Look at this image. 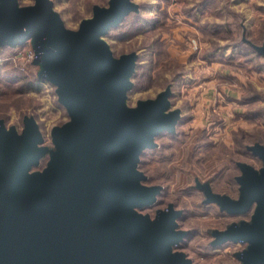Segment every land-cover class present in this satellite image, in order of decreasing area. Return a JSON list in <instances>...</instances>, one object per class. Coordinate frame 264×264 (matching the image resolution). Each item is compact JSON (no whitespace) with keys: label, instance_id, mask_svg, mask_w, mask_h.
<instances>
[{"label":"water","instance_id":"obj_1","mask_svg":"<svg viewBox=\"0 0 264 264\" xmlns=\"http://www.w3.org/2000/svg\"><path fill=\"white\" fill-rule=\"evenodd\" d=\"M99 7L96 19L72 34L47 0L29 10H18L16 0H0V46L21 45L36 34V62L50 66L46 75L60 85L61 101L73 115L53 134L49 167L33 175L29 170L49 153L37 148L42 138L36 125L27 119L17 136L0 122V264H190L171 251L188 236L174 231L181 214L170 206L150 222L133 209L150 205L160 192L140 186L138 156L154 147V136L173 132L177 116L164 115L165 96L126 109L134 53L117 62L99 37L136 9L128 0H112L111 11ZM255 150L264 159V148ZM243 170L239 199L206 194L231 215L245 214L256 203L252 222L214 230L212 246L247 242L246 251L235 253L241 264H264V171Z\"/></svg>","mask_w":264,"mask_h":264},{"label":"clouds","instance_id":"obj_2","mask_svg":"<svg viewBox=\"0 0 264 264\" xmlns=\"http://www.w3.org/2000/svg\"><path fill=\"white\" fill-rule=\"evenodd\" d=\"M37 2L16 0V5L18 10H29L36 8ZM47 3L66 32L79 34L84 22L96 19L93 5L100 0H47ZM128 3L136 10L99 37L117 62L134 53L125 107L136 111L141 104L157 103L165 96L168 107L164 115L177 116L173 133L165 131L154 136V147L142 149L135 167L144 177L139 181L142 188L160 189L152 206L134 209L139 216L155 222L159 213H169L170 206L182 216L202 208L206 197L199 188L186 193L179 187L185 176L208 179L210 170H231L239 165L250 167L257 174L264 171V159L253 151L256 144L264 148V55L258 51L264 50V0H128ZM205 4L208 6L204 7ZM111 7L112 0H103L99 9L111 11ZM161 22L163 27L151 30L153 24ZM26 45L30 50L21 52ZM24 46L0 47V121L6 120L2 125L6 132L14 128L16 135L22 136L26 130L25 116L37 120L51 133V138L37 148L55 151L53 129H62L72 122L67 108L60 103L58 86L37 76L43 99L40 105H34L31 101L38 97L35 90L17 96V86L9 87L3 79L13 69L25 75L36 69L40 72V66L34 64L38 57L33 40L27 39ZM158 51L163 53L162 59L156 56ZM229 58L234 60L231 65L227 63ZM226 75L232 79L224 81ZM229 95L234 97L231 102ZM252 98L254 103H244ZM254 112L260 116L249 118ZM217 121L222 122V127L217 126ZM209 143L215 147L209 149ZM51 159L50 154H45L29 175L43 174ZM239 175L241 178L243 172ZM251 222L252 218L246 223ZM174 223L177 234H186L192 227L179 218ZM196 227L199 235L192 245L184 246V236L172 245L171 251L174 255L182 254L190 264H208L205 257L215 250L211 245L216 237L211 234L208 217ZM226 231L227 226L218 230ZM232 244L229 241L223 247ZM234 244L240 253L249 248L246 242Z\"/></svg>","mask_w":264,"mask_h":264},{"label":"rangeland","instance_id":"obj_3","mask_svg":"<svg viewBox=\"0 0 264 264\" xmlns=\"http://www.w3.org/2000/svg\"><path fill=\"white\" fill-rule=\"evenodd\" d=\"M102 2H103V0H100V3H102ZM209 2H210V0H209ZM100 3L93 5V7L95 8V6L100 5ZM207 6H208V4H205L204 7H207ZM132 11H135V10H132ZM158 27H163V23L161 22V23L153 24L151 26V30L155 31ZM217 34H218V32L214 33V35H217ZM35 37H36V34L30 38L33 40L34 50L37 53V45H36ZM26 41L21 46H24ZM28 50H30V46L26 45L20 51L23 53H26ZM258 51L264 52V50H258ZM156 56L158 58L162 59L163 53L158 51L156 53ZM192 58L194 59L195 57H192ZM42 61H40V62L35 61V63H34V64L40 66V72L39 73H38V69H36V70L30 72L28 75H25L23 73H17L16 70L13 69L12 71L6 73L3 77L6 84L9 87L17 86L15 88V94L17 96H23L26 92L35 90L38 93V97L34 98L31 101V103L34 105H40L41 100L43 99V96L40 95V89L37 87L38 80H35V78H37V76L39 77V80H41V81L47 80V81L51 82L52 84L58 86V95H59L60 85H58V84L52 82L50 79H48L46 72L50 66L48 64L43 63ZM233 62H234L233 58H229V60L227 61V63L229 65H231ZM132 69H134V64H133ZM36 74H37V76H36ZM223 79H224V81H230L232 79V77L226 75ZM32 80L34 81V85H35L34 88H29V87L26 88L25 84L29 83ZM126 91L127 90L124 91V100H125V92ZM229 97H231V96H229ZM59 98H60V103L63 104L67 108V110H68V112L71 115L72 120H73V115H72L71 110L61 101L60 95H59ZM254 102H255V98H252L248 101H245L244 103L252 104ZM50 110H51V107H50ZM54 116H55V113H53V117ZM259 116H260L259 112H254V113L249 114V118H251V119H256ZM49 118L51 119L52 117H49ZM24 119H25V123H26L27 119L31 120L36 125L37 129L40 130V133H41L42 137L44 138V141L42 139V143L43 142L46 143L47 140L51 138V133L46 128H44L43 124H40L37 120L32 119L31 117H28V116H25ZM191 119L192 118L190 117L189 120H191ZM0 122H3L4 124H6V120L0 121ZM217 125L222 127V122L217 121ZM13 130H15V129L13 128ZM55 131H56V129H53L52 135L54 134ZM207 147L209 149H212L215 147V145L212 143H209L207 145ZM48 154H50L52 156V151L49 150ZM210 158H211V153H210ZM43 164H44V161H41V166H43ZM36 166H38V164ZM243 166L244 165H239V167L241 169L239 167H233L231 170H226L223 168H221L219 170H210L211 174H210L208 179H203L201 177H194L193 178V177L185 176L182 179L181 185L179 187L183 191H185L186 193H193L194 188H199L200 191H202L204 194H205V192H208V193L212 192L211 188H213L212 189L213 193L228 196L232 199H239V196L241 194V189L239 187L240 183L238 180L240 177V175H239L240 171L243 172L242 177H244V175H245L244 170H243ZM152 204H153V202L150 205H145L143 207L134 206L133 209H135V208L143 209L145 207L152 206ZM141 211L150 212L151 210H141ZM254 212H255V207L250 211V213H248L246 215H241V216L230 215L227 212H222L220 210L219 206L210 205V204L206 205L203 201V206L201 209H198L195 212L186 213L183 216L181 215V217L179 218V219H181L182 223L189 224L192 226L191 230L189 232H187L188 236H186V241H185L184 246L187 248L190 245H192L198 239L199 233H198V229L196 226L202 222L204 217L209 218V222L212 225L211 230H215V229L219 230L220 227L227 226L228 223L238 222V220H241V219L247 221L248 219L252 218L251 216H252V214H254ZM232 243H233L232 245H225L224 247L222 245L220 248H214L215 250L212 253H210L207 257H205V259L208 261V264H240V260L235 256V253L239 252V251L236 250L234 242H232Z\"/></svg>","mask_w":264,"mask_h":264},{"label":"trees","instance_id":"obj_4","mask_svg":"<svg viewBox=\"0 0 264 264\" xmlns=\"http://www.w3.org/2000/svg\"><path fill=\"white\" fill-rule=\"evenodd\" d=\"M96 6H100V5H96ZM114 28V27H113ZM22 45V44H21ZM21 45H19V46H21ZM6 46H10V45H6ZM15 46H17V45H15ZM15 46H13V47H15ZM0 47H3V46H0ZM22 47V46H21ZM260 52V54L261 55H264V52H262V51H259ZM34 63H35V61H34ZM15 75V74H14ZM11 76V75H10ZM36 76H37V74H36ZM8 77V76H7ZM16 77V76H15ZM23 77V76H22ZM35 80H37V78H35ZM26 85V88H34V81L32 80V81H30L29 83H27V84H25ZM26 124V123H25ZM257 145H259V144H256L255 146H257ZM253 151H254V153H255V155H257L258 157H260L259 156V154H257L256 153V150H255V148L253 149ZM239 181V180H238ZM239 183H240V181H239ZM213 188H211V190H212ZM205 191V190H204ZM213 191V190H212ZM205 197H206V199L204 200V203L206 204V205H217V206H219L217 203H214V202H210V201H208V195L206 194V192H205ZM219 208H220V206H219ZM254 208V206L252 205L251 206V208L245 213V214H242V215H246V214H248V213H250V211L252 210ZM220 210L222 211V212H227L226 210H222L221 208H220ZM228 213V212H227ZM228 214H230V213H228ZM231 215V214H230ZM238 216H241V215H238ZM252 216H253V214H252ZM251 216V217H252ZM251 219V218H250ZM249 220V219H248ZM247 220V221H248ZM240 221H242V219L241 220H238V223L240 222ZM233 223V222H232ZM232 223H228L227 224V228L232 224ZM215 230H217V229H215ZM212 231H214V230H212ZM212 235H213V232L211 233ZM212 246V245H211ZM213 247V246H212ZM214 248V247H213ZM217 248H219V247H217Z\"/></svg>","mask_w":264,"mask_h":264},{"label":"crops","instance_id":"obj_5","mask_svg":"<svg viewBox=\"0 0 264 264\" xmlns=\"http://www.w3.org/2000/svg\"><path fill=\"white\" fill-rule=\"evenodd\" d=\"M230 96V95H229ZM228 99H229V102H231L233 99H234V97H228ZM218 126V125H217Z\"/></svg>","mask_w":264,"mask_h":264},{"label":"flooded vegetation","instance_id":"obj_6","mask_svg":"<svg viewBox=\"0 0 264 264\" xmlns=\"http://www.w3.org/2000/svg\"><path fill=\"white\" fill-rule=\"evenodd\" d=\"M234 243H235V242H234ZM246 243H247V242H246ZM224 244H225V243H223L222 245H224ZM222 245H220L219 248H220Z\"/></svg>","mask_w":264,"mask_h":264},{"label":"bare ground","instance_id":"obj_7","mask_svg":"<svg viewBox=\"0 0 264 264\" xmlns=\"http://www.w3.org/2000/svg\"><path fill=\"white\" fill-rule=\"evenodd\" d=\"M173 133V132H172Z\"/></svg>","mask_w":264,"mask_h":264}]
</instances>
